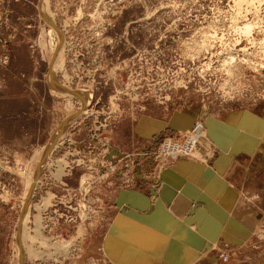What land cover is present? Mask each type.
<instances>
[{
    "label": "rangeland",
    "instance_id": "374dc122",
    "mask_svg": "<svg viewBox=\"0 0 264 264\" xmlns=\"http://www.w3.org/2000/svg\"><path fill=\"white\" fill-rule=\"evenodd\" d=\"M246 23L253 24L248 34ZM33 62L38 91L25 82L26 97L0 103L4 255L8 264H66L81 246L69 256V238L56 241L63 248L57 253L40 218L64 193L56 180L66 161L100 136L111 148L114 123L145 108L264 102V0H0V95L5 88L16 93L17 78L29 79ZM81 91L91 93L89 104ZM50 96L60 102L52 112ZM22 106L25 118L44 116L39 130L20 116ZM22 132L28 136L20 141ZM36 132L40 142H28ZM16 138L35 148L19 161L10 151ZM82 171L75 165L61 178L75 188ZM42 173L56 180L36 183ZM62 233L69 236L66 226ZM228 255L223 264H264V227Z\"/></svg>",
    "mask_w": 264,
    "mask_h": 264
},
{
    "label": "crops",
    "instance_id": "0c3cea01",
    "mask_svg": "<svg viewBox=\"0 0 264 264\" xmlns=\"http://www.w3.org/2000/svg\"><path fill=\"white\" fill-rule=\"evenodd\" d=\"M16 81L18 94L5 88L0 103L26 97L25 82L38 91L37 63H31L29 79ZM49 101L52 112L60 102L51 96ZM24 111L22 106L20 116L39 130L44 116L25 118ZM134 114L120 117L110 132L118 155L150 147L164 130L180 140L195 120L203 123L204 134L192 157L179 156L160 172L156 188L136 179L123 187L101 183L103 201L96 206L101 220L87 226L80 252L66 264H217L218 251L229 254L264 227V102L159 106ZM38 132L28 142H40ZM27 136L22 132L20 141ZM11 145L15 161L35 151L19 146L17 138ZM8 237L6 222H0V264L9 261L4 255Z\"/></svg>",
    "mask_w": 264,
    "mask_h": 264
},
{
    "label": "built area",
    "instance_id": "2783aa9c",
    "mask_svg": "<svg viewBox=\"0 0 264 264\" xmlns=\"http://www.w3.org/2000/svg\"><path fill=\"white\" fill-rule=\"evenodd\" d=\"M203 134V123L195 120L180 140H174L172 133L164 130L154 136L150 147L137 152L118 155L114 148L105 144L107 136L98 137L95 144L88 143L80 147L76 150L77 159L66 161L62 169L64 172L58 180L50 173H42L41 178L36 180V183H40L41 180L52 178L64 190L56 201L41 210V234L51 243L66 241L69 238L67 253L72 256V253L79 250L80 240L87 226L101 220V208L96 207L103 201L101 183L109 181L115 187H123L136 179L149 182L156 188L160 172L179 156L192 157ZM75 165H80L83 171L78 185L68 188L61 177L68 176ZM17 168L24 173L25 169L20 164H17ZM62 226L67 227L69 236L62 233ZM79 227H82L81 231ZM228 257L226 251H218L217 264H223Z\"/></svg>",
    "mask_w": 264,
    "mask_h": 264
},
{
    "label": "bare ground",
    "instance_id": "6f19581e",
    "mask_svg": "<svg viewBox=\"0 0 264 264\" xmlns=\"http://www.w3.org/2000/svg\"><path fill=\"white\" fill-rule=\"evenodd\" d=\"M241 1H243V0H235V2L237 3V2H241ZM247 1V0H246ZM46 3V2H45ZM248 4V3H247ZM252 25L253 24H250V23H246L244 26H243V29H244V33L245 34H248L249 32H250V29L252 28ZM242 29V30H243ZM230 58H232V57H230ZM79 96H80V98L83 100V104L84 105H86V104H89V100L91 99V93L90 92H86V91H81L80 93H79ZM53 245H54V243H52ZM57 244V243H56ZM65 246H67V244H64ZM55 246V251L57 252V253H59V251H62L63 250V248L62 247H56V245H54ZM55 251H54V253H55Z\"/></svg>",
    "mask_w": 264,
    "mask_h": 264
}]
</instances>
